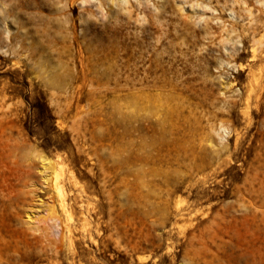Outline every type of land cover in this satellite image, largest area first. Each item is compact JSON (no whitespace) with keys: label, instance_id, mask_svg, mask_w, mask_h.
<instances>
[{"label":"rangeland","instance_id":"1","mask_svg":"<svg viewBox=\"0 0 264 264\" xmlns=\"http://www.w3.org/2000/svg\"><path fill=\"white\" fill-rule=\"evenodd\" d=\"M139 48L192 72L201 151L220 153L152 185L119 166L130 99L103 94ZM262 66L264 0H0V264H264ZM253 83L263 88L249 98ZM164 200L169 216H144ZM176 207L194 222L175 227Z\"/></svg>","mask_w":264,"mask_h":264},{"label":"bare ground","instance_id":"2","mask_svg":"<svg viewBox=\"0 0 264 264\" xmlns=\"http://www.w3.org/2000/svg\"><path fill=\"white\" fill-rule=\"evenodd\" d=\"M27 1L23 0L24 3ZM133 50L131 49L130 57L118 64V67L114 69L116 76L120 75L121 77L116 81V84L120 81H123V84L118 88H105L103 91L104 96L116 93L115 96L118 100L130 99L131 101L132 108L128 117L121 115L120 119L117 120L121 156L119 166L130 165V167H134L137 176L146 179L144 184L152 185L156 177H163L170 172H176L173 167L185 165L186 161L195 164V161L199 160L201 164H208L211 161L209 158L213 159L216 156L219 158L220 153H216L215 157H212L209 153H203L200 148L197 120L193 114L195 107L190 102L194 96L192 88L194 78L188 74L192 75V72L186 74V66L182 65L179 67L180 64H177V62L180 59H176V57H172L165 62L159 59L153 62L152 57L149 56L150 53L146 54L148 53L147 51L144 52L140 48ZM251 57L253 59L255 57L254 54ZM118 61H121V59ZM128 62H130L129 65ZM92 68L90 66V69ZM90 69L88 70L89 72L98 73L97 80L103 81V84L109 83L111 72H107L106 69L101 72ZM121 70L128 73L123 75L124 72L121 73ZM259 71L262 70L260 69ZM251 76L254 77V74ZM262 88L261 83L251 84L248 88L249 94L247 97L250 98L252 95L261 94ZM219 139L222 141V138L219 137ZM212 148L213 146L210 147V153L215 151ZM221 150H226V146ZM50 166L52 170L50 186L55 193L58 209L67 217H70L69 207L64 199L63 185L58 180L61 176V170L57 164ZM176 190L175 188V190L169 191L167 193L168 196ZM140 197H144L147 200L154 198L148 192ZM164 202L166 203H164L163 207H155L154 201L149 202L150 207L145 209L143 212L144 216L150 218L155 214L165 213L161 215V220L163 216H169V202L167 200H164ZM173 211V225L175 227L180 220L191 223L196 219L191 210H182L176 207ZM163 222L161 221V224H164ZM201 234L190 233L189 242L198 239ZM68 235L69 231L67 230L60 238L63 240L67 250H72V241ZM61 239L60 241L62 242ZM56 248L55 246L54 249Z\"/></svg>","mask_w":264,"mask_h":264}]
</instances>
